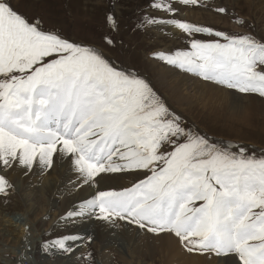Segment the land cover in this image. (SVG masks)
Instances as JSON below:
<instances>
[{
	"label": "snow or ice",
	"instance_id": "1",
	"mask_svg": "<svg viewBox=\"0 0 264 264\" xmlns=\"http://www.w3.org/2000/svg\"><path fill=\"white\" fill-rule=\"evenodd\" d=\"M175 3L210 7L208 0H153L150 7L169 18L144 15L140 26H170L189 45L153 55L206 82L264 97V37L177 19ZM107 19L115 30V17ZM57 155L71 160L85 185L98 187L101 174L144 173L131 187L96 191L61 220L125 221L156 236L174 235L190 254L264 264V149L257 155L255 146L214 142L190 128L134 69L0 0V167L50 170ZM12 189L0 175V195ZM83 239L68 234L41 246L71 255ZM24 259L21 253V264Z\"/></svg>",
	"mask_w": 264,
	"mask_h": 264
},
{
	"label": "rangeland",
	"instance_id": "2",
	"mask_svg": "<svg viewBox=\"0 0 264 264\" xmlns=\"http://www.w3.org/2000/svg\"><path fill=\"white\" fill-rule=\"evenodd\" d=\"M152 2L153 0H11V5L15 10L23 13L29 20H39L44 29L58 30L62 36L73 41L83 42L87 45L98 47L111 61H114L122 67H130L137 71L143 78L151 83L153 88L166 100L173 111L183 116L190 128L199 131L201 134L213 137L214 142L232 141L255 146L257 155H259V149H264V97L255 93L240 94L213 82H206L193 74L181 71L155 57L153 55L154 53H171L177 49H187L189 45L187 43V38L181 32V34L174 32H172V34H167L165 31L167 27L162 31L158 26H140L144 15L157 18H169V14L151 8L150 4ZM208 3L210 7L207 8L183 6L182 4L175 3L178 9V15L175 18L212 26L217 30L229 33H252L258 38L264 37V0H208ZM182 6L183 8H181ZM217 7L226 8L227 13L221 14L214 11L213 9ZM110 13L116 20L115 30H113L108 23L107 17ZM237 17L242 18L245 23L242 25L237 23ZM106 36L112 39V45L106 42ZM196 38L212 39L214 37L198 34ZM164 66L176 70L178 75H188L186 82L189 83L188 89L190 96L195 95L194 93L196 90L194 84L196 82L194 80H198L199 84L211 83L212 85L210 87L216 89L220 93L227 94L228 97L233 98L235 102L231 103L227 100L224 103H210L208 102L207 95H204L202 99L195 95V98L192 100L183 97V100H180V104L175 100L172 101L169 93L173 89V86H170V83H165L161 78L160 72ZM7 171L0 167V175L6 176L8 181L11 182L5 173ZM128 175H130V178H127V181L131 184L126 188L131 187L132 184L144 178V173L142 171L129 172ZM41 183H43V180L39 183H29L27 190H22L20 188V182H17L15 185L11 183L13 189L10 191L9 195H0V209H2L4 215L8 216L0 220V249L3 244H7V237H9L6 233L2 235V232L12 229L20 223L9 221L8 219L16 214H24L26 208L27 210L29 209V203H32V198H34V200L36 198L38 199V197L40 198L42 192L39 190H41L42 187L39 188V185ZM33 188L35 190L34 192H32ZM110 189L121 190L123 188H106L105 190ZM24 191L27 192L24 193ZM28 192H31V196L28 195ZM37 204L38 205L34 207L35 209L39 206L40 209L37 213L42 210V207L47 208L42 215L37 217L38 221L36 220L35 234L28 232L27 244L24 243L26 235V233H24L22 237L23 240L21 239L19 241L18 247L12 248L8 244L5 246L6 249H12L10 256H17V259L20 257L21 253H23L26 257L23 263L26 262V260H34L39 264L42 262V264H194L191 259L186 257L187 255L179 252V250L183 251L185 249L181 247L178 239L174 235L170 236L176 239V244L171 248L161 245L162 249L156 248L157 253L143 248L145 254H142L140 251V256L134 255L133 250L136 247H139V250L142 248L136 246L134 240L138 239L140 241V237L143 234L148 237L153 234L141 230L125 221H118L119 223L117 222L116 225L101 220L96 221L98 222L96 223L98 227L99 223H104V225L107 226L106 232H112L110 234L111 237L115 236L113 246L109 245L104 248V244L107 242L102 238L103 236L98 238L97 233L90 232V234L86 231V237L83 234L81 236L84 239L77 241V244L81 246H74L76 250L71 255H64L55 249L45 251L41 246L43 241L52 240L58 236L68 235L70 234V230H68L64 223L62 224V220L60 219L65 214L59 215V211H61L64 206L62 197H59L58 203L56 204L57 210H53L54 207L51 206V204L47 206V202L43 203L39 201ZM14 208L18 211L13 213ZM32 219L35 218L32 216ZM26 222L29 223V220H22V223ZM28 226L30 225L26 224L25 229L27 228L30 230ZM129 230L131 231L129 232ZM40 232H44L41 238L38 236L41 234ZM32 236H38V238H34L37 241L36 251L31 249L32 241L30 240ZM89 236H93L90 242L87 241V237ZM105 236L109 237V235ZM133 236L134 240L129 243L130 237ZM153 236L159 237L156 235ZM118 242L123 244V250L122 247L118 246ZM125 243L127 245H125ZM141 245L150 247L146 242H142ZM83 247L86 248L84 251L82 250ZM86 252H91L92 254L88 261L82 258V254ZM193 255L199 257V254ZM210 256L215 257V255ZM229 256H234L237 260V264H240L237 256ZM69 260L70 262H68ZM0 264L5 263L0 260ZM16 264H21L20 258L17 260Z\"/></svg>",
	"mask_w": 264,
	"mask_h": 264
},
{
	"label": "bare ground",
	"instance_id": "3",
	"mask_svg": "<svg viewBox=\"0 0 264 264\" xmlns=\"http://www.w3.org/2000/svg\"><path fill=\"white\" fill-rule=\"evenodd\" d=\"M181 8H183V6ZM165 31L167 32V34H172V32L177 33V34H181L179 30L171 28L170 26H167ZM160 73H161V78L165 81V83H168V84L170 83V86H173V89L169 93L170 98L172 99V101L175 100L179 104H180V100L181 99L183 100V97H186V99L192 100L195 98V95L198 96L200 99H202V97L204 95H207L208 102H210V103H217V102H223L224 103L227 100H229L231 103L235 102V100L231 97L229 98L227 94L220 93L216 89L210 87L212 85L211 83L199 84L198 80L197 81L194 80L196 82L194 84V88L196 90L194 93L195 95L190 96L189 89H188L189 83L186 82L188 75H178L176 70H174L170 67H165V66L162 67ZM221 99H222V101H221ZM236 115H238V114H236ZM54 161H55L54 165L50 170H41L39 167H36L32 171H28L25 168H21V167L17 166V167H13V168L9 169V171L5 172L7 177H9V179L11 181L10 183H12L13 185H15L17 182H20V188L22 190H27V186L29 183H39L40 181L43 180V183L40 184L41 186L39 185V188L42 187V189L39 190L42 192L40 198L38 196H37L38 199L36 197H35L36 198L35 200H34V198H32V200H31L32 203H29V206H30L29 209L27 210V208H26V212H24V214H22V215L19 213L21 216L16 214L15 216H12L10 219H8L9 221L11 220L13 222H20V223L17 224L16 226H14L12 229H8V230L2 232V235L4 233L8 234L9 237H7L5 235L7 237V244L10 245L12 248L18 247V245H19L18 243L22 239L23 234L25 233L26 224L30 225V226H28L30 228V230H28V232H31V234L32 233L35 234V232H36L35 226L37 223L36 222L37 217L42 215L44 213L45 209L47 208V207H42V210L39 213H37L38 210L40 209L39 206H37L34 209L35 205H38L37 202H39V201L43 202V203L47 202V206L51 204V206L54 207L53 210L54 209L57 210L56 204L58 203L59 197H62L63 201H64V204H63L64 206H63L62 210L59 211V215L60 214L64 215L70 209H73L76 205H78L79 202H81L85 199H88L89 197L95 195L96 191H104L106 188H126L127 186H130V184H131L127 181V178H130V175H128L129 172H124V173H115V174H101V177L98 180V187L94 186L92 184H86L85 185V184H82L81 181L78 180V173L75 171L74 165L72 164L70 159H68L67 157H61V156L57 155L54 157ZM78 184L80 185L79 187H77ZM76 190H77V192H76ZM34 191L35 190L33 188L32 192H34ZM26 192L27 191H24V193H26ZM36 192H37V190H36ZM28 195L31 196V192H28ZM29 201H30V199H29ZM15 208L13 210V213L18 211ZM19 211H21V210H19ZM11 212H12V210H11ZM53 214H52V216H53ZM34 215H37V216H34ZM32 216L35 219H32ZM54 216H55V214H54ZM5 217H8V216L4 215L2 209H0V220H2V218L4 219ZM25 219L26 220L28 219L29 223H27V222L22 223V220H25ZM96 221H98V220L91 219V218H85L84 220L77 221L75 224H72V223L64 221V220H62L61 222H62V224L64 223V225L68 228V230H70V232H69L70 234H79L80 236L84 234V236H85L86 231L88 233H90V232L97 233L98 238H100V236L101 237L103 236L102 238H104L105 241L107 242L106 244H104V246H105L104 248L108 247L109 245L113 246V243L115 242L114 241L115 236L111 237L110 234L112 232H106L107 226L104 225V223L103 224L99 223V227H98L96 225V223H98V222H96ZM33 222H35V223H33ZM119 226H121V225H119ZM130 231L131 230H129V232ZM44 232H42V233L40 232L41 234L38 235L39 238H41V236L43 235ZM105 235H109V237H106ZM38 236H32L31 237L30 241H32L31 242L32 243V248H31L32 250H35L37 247L36 246L37 241L34 238H36V237L38 238ZM133 240H134V236L130 237L129 243ZM134 241H135L136 246L142 247L141 250H139L138 249L139 247L137 248L135 246L136 248L133 250V254L139 255V256H140V251L142 254H145V252H143V248L150 250V251H153V253H154V252H156V248L162 249L161 245L168 246L169 248H171L173 245L176 244V239H174L170 235H162L159 237H154L153 235H150L148 237V236H144V234H143L140 237V241L138 239L134 240ZM140 242L141 243L146 242L150 247L143 246V245H141ZM118 243H119L118 246L122 247V250H123L124 249V246H122L123 244H120V242H118ZM126 243H125V245H127ZM7 244H3L1 249H0V260L4 261L5 264H16L17 260L20 257L17 259L16 255H15L16 257H14L13 255L10 256L12 249L11 250L6 249L5 246ZM0 245H1V243H0ZM73 246H75V245H73ZM118 246H116V247H118ZM178 246H179V243H178ZM85 249H86L85 247L82 248L83 251ZM179 252L181 254L187 255L186 257L191 259L194 264H237V260L234 256H229V257H216L215 256V257H213L210 255H204V256L202 255V257H201V255H199V257H198L196 255L188 253L186 250H183V251L179 250ZM31 253H32V251H31ZM150 254H152V253H150ZM26 255H27V252H26ZM12 258H14V259H12ZM9 260L12 262H10ZM46 261H47V259H46ZM54 262H56V261H54ZM68 262H70V260ZM23 264H39V263H37L34 260H30V261L26 260V262H24Z\"/></svg>",
	"mask_w": 264,
	"mask_h": 264
}]
</instances>
